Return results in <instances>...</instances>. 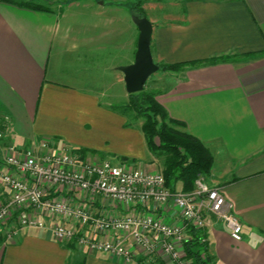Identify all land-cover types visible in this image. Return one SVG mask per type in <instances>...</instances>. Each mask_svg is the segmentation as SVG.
<instances>
[{
  "label": "crops",
  "instance_id": "crops-1",
  "mask_svg": "<svg viewBox=\"0 0 264 264\" xmlns=\"http://www.w3.org/2000/svg\"><path fill=\"white\" fill-rule=\"evenodd\" d=\"M14 1H0V123L7 119L1 128L0 163L10 146L42 153L40 144L47 142L84 159L130 162L162 173L141 122L128 126L127 118L115 111L112 86L123 81L116 67L131 64L136 49L132 51V2L89 5L96 20L85 25L67 20L57 0ZM16 1L61 10L47 13ZM78 1L63 0L66 6ZM142 10L152 26L150 50L157 65L226 59L162 72L151 89L168 116L209 150L213 166L203 178L233 204L242 226L241 240L234 241L221 220L206 215L212 264H264V0H144ZM123 31L129 33L125 41ZM8 197L0 182V206ZM103 202L76 201L96 216L119 213L115 204ZM162 213L165 222H178L172 210ZM7 228H0V264H125L76 241L59 242L48 228H20L12 241L6 238ZM87 231L80 233L101 238ZM113 237L120 240L124 234ZM125 244L136 253L130 264H171L146 256L129 238Z\"/></svg>",
  "mask_w": 264,
  "mask_h": 264
},
{
  "label": "built area",
  "instance_id": "built-area-1",
  "mask_svg": "<svg viewBox=\"0 0 264 264\" xmlns=\"http://www.w3.org/2000/svg\"><path fill=\"white\" fill-rule=\"evenodd\" d=\"M6 121L0 123V138ZM40 147L42 153L10 146L0 163V182L9 194L0 206V228L8 227L6 238L10 241L20 228H48L59 242L76 241L92 252L130 264L136 253L125 244L129 238L132 247L146 256L156 255L171 264H191L183 250L191 239L188 230L204 232L208 214L224 223L234 241L241 240L242 226L233 214V204L203 176L195 180L192 191L172 192L161 172H146L130 162L84 159L65 146L50 147L47 142ZM99 198L115 204L119 213L96 216L88 206L76 203L86 199L94 204ZM152 207L172 210L178 222H165L162 212L157 216L156 211H148ZM83 228L101 238L81 234ZM117 234L125 238L117 240L113 237ZM199 241L207 244L206 235Z\"/></svg>",
  "mask_w": 264,
  "mask_h": 264
},
{
  "label": "trees",
  "instance_id": "trees-1",
  "mask_svg": "<svg viewBox=\"0 0 264 264\" xmlns=\"http://www.w3.org/2000/svg\"><path fill=\"white\" fill-rule=\"evenodd\" d=\"M15 3L14 0H0ZM132 16L144 17L142 5L144 0H130ZM17 2V1H16ZM18 3V4H17ZM20 7L52 13L51 9L38 2H17ZM224 58L210 59L206 62H188L176 64H158L161 72H179L185 66L216 64ZM156 92L144 89L136 94L128 95V103L121 107L123 112L134 114L133 120L141 122L146 145L150 153L162 160V175L166 187L177 191L178 184L182 192L193 190L195 180L200 176H208L213 166V158L209 150L195 137L185 131L182 122L171 119L164 108L155 99ZM82 153L87 151L82 150ZM191 239L184 243L185 257L191 264H212L207 244L199 241L205 233L203 230L189 228Z\"/></svg>",
  "mask_w": 264,
  "mask_h": 264
},
{
  "label": "water",
  "instance_id": "water-1",
  "mask_svg": "<svg viewBox=\"0 0 264 264\" xmlns=\"http://www.w3.org/2000/svg\"><path fill=\"white\" fill-rule=\"evenodd\" d=\"M131 20L138 30L133 62L116 67V70L123 75V83L128 95L141 92L147 79L159 70V66L152 59L150 50L152 33L150 22L145 17L137 16H132Z\"/></svg>",
  "mask_w": 264,
  "mask_h": 264
},
{
  "label": "rangeland",
  "instance_id": "rangeland-1",
  "mask_svg": "<svg viewBox=\"0 0 264 264\" xmlns=\"http://www.w3.org/2000/svg\"><path fill=\"white\" fill-rule=\"evenodd\" d=\"M56 2H57V4L59 6L63 7L64 11H67V14H68L66 16L67 20L70 19V20L74 21V20L77 19L78 21H81L79 23H83V24L86 25L90 21H93L94 19L96 20L92 10L88 9L89 5H93L94 7H97V5H99L102 2V0H79L77 3H74V4L70 5V6H66L64 4L63 0H57ZM88 3H90V4H88ZM41 4L44 5V6L49 7L55 13H59V11L61 10L60 7H58V5H48V4H45V3H41ZM113 15H115V14L113 13L110 16H113ZM135 29H136V27H135V25L132 22V51L136 48V46H135V35H136L135 32H136V30ZM90 30H92V28L88 29L87 32L90 31ZM122 35H124L123 38H122V41H125L129 37V33L128 32H124L123 31ZM133 58H134V55L132 54V62H133ZM161 73L162 72L158 70L156 73L152 74L147 79V81H146V83L144 85L146 91H152V89H151L153 87L152 86V80L155 79L156 77L160 76ZM156 87H157L156 90H159L160 86H156ZM112 93H113V95H115V101H114V103H115V111L120 112L121 115H123L124 117L127 118V121H128L127 125L128 126H132V124H134V123L138 124L140 121L135 122L133 120V117H134L133 113H131L129 111L123 112L121 110V107L126 105L128 103V101H129L128 98L126 99L125 96H124L126 91H125V87H124L123 81L119 85L117 83H115V85L112 86ZM120 94H121V98L120 97L118 98V96H120ZM125 99H126V102L124 103ZM129 158L130 159H127V160L132 161V157L130 156ZM161 162H162V160L160 158H157V161L155 162L156 166H158V167L161 166Z\"/></svg>",
  "mask_w": 264,
  "mask_h": 264
}]
</instances>
